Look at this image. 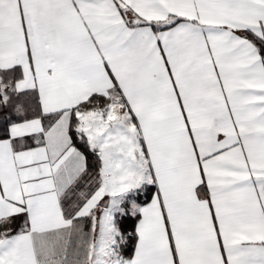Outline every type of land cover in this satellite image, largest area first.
I'll list each match as a JSON object with an SVG mask.
<instances>
[{"label": "snow or ice", "instance_id": "6c2138e0", "mask_svg": "<svg viewBox=\"0 0 264 264\" xmlns=\"http://www.w3.org/2000/svg\"><path fill=\"white\" fill-rule=\"evenodd\" d=\"M0 264H264V0H0Z\"/></svg>", "mask_w": 264, "mask_h": 264}]
</instances>
